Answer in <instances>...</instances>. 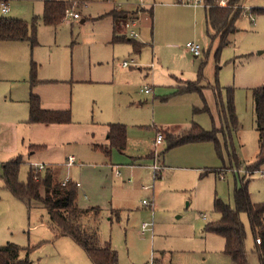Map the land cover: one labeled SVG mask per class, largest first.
I'll return each instance as SVG.
<instances>
[{"label": "rangeland", "instance_id": "374dc122", "mask_svg": "<svg viewBox=\"0 0 264 264\" xmlns=\"http://www.w3.org/2000/svg\"><path fill=\"white\" fill-rule=\"evenodd\" d=\"M57 1L68 3L66 10L80 19L67 18L65 11L63 21L46 25L45 0H6L8 14L0 6V18L26 21L38 42L32 47L29 41H0V246L31 247L30 264H93L73 239L53 234L46 209H29L4 188V164L20 157L22 182L40 164L60 181L69 176L81 183L77 203L102 209L91 227L102 245L111 242L119 264H231L224 240L205 227L220 218L216 198L235 208L236 171L248 183L252 202L264 203V163L254 169L259 134L253 100L254 89L264 85V13L253 8L264 7V0H241L249 14L242 9L226 46L211 25L208 30L204 6L196 11L179 0ZM114 10L139 19L140 37L133 41L146 44L141 54L132 43L114 41ZM188 43L200 45L202 56H193ZM132 60L135 66L124 69ZM152 77L155 89L141 93ZM179 79L196 83L203 93L176 94ZM32 96L43 109L69 111L71 121L31 123ZM205 105L210 112L194 113ZM115 123L127 129V148L107 155L101 146ZM192 123L206 130L230 126L229 148L226 136H219L223 159L212 142L168 150L165 141L155 148L159 129ZM155 151L163 168L156 179L148 168ZM69 156L76 158L71 169ZM231 158L238 161L236 169L229 166ZM241 218L249 263L261 264L248 216Z\"/></svg>", "mask_w": 264, "mask_h": 264}, {"label": "trees", "instance_id": "16d2710c", "mask_svg": "<svg viewBox=\"0 0 264 264\" xmlns=\"http://www.w3.org/2000/svg\"><path fill=\"white\" fill-rule=\"evenodd\" d=\"M241 0H230L228 7H221L218 0H203L206 8L208 26L223 39L222 46H226V36L236 31L235 21L243 10L238 6ZM68 3L62 1H46L42 19L46 25H57L64 20ZM264 13V9L254 10ZM114 19V41L121 42L127 36L121 35L122 24L125 25L129 18L126 12L112 13ZM153 17V10H151ZM37 21V17L35 18ZM0 41H29L32 47L38 45L36 31L31 32L26 21L0 18ZM130 42H135L129 40ZM136 52H140V47L134 44ZM202 92V87L193 82H187L176 90V94H189ZM253 100L256 112V131L259 134V155L256 168L264 163V85L257 87L253 91ZM230 107V112H233ZM210 112L207 105L204 108H195L194 113ZM234 112L232 118H234ZM31 123L61 124L71 121L69 111L45 110L41 107L38 97L32 96L29 113ZM235 122V121H234ZM237 124V123H236ZM108 146L102 149L110 155L113 148L123 152L127 145V129L121 124H109L108 126ZM227 129L224 127L206 130L197 123H192L190 129L178 135L167 134L165 137L168 143V150L192 143L212 142L218 154L223 159L222 144L220 135L226 136L225 147L229 148L227 140ZM238 128V125H236ZM230 156H232L230 154ZM23 164L22 158H17L4 164V171L1 178L4 188L7 189L16 199L23 202L30 209L35 204L47 210L50 218V227L56 237H69L79 245L88 255L93 264H119V256L112 248L111 242L102 245L99 234L91 227L92 220L102 213L99 207L81 208L78 200V185L73 181H68L65 185L54 179L53 171L47 169L40 171L31 168L26 182L19 178L20 168ZM226 166L224 163L223 167ZM236 169L238 161L231 158L230 165ZM220 169H209L205 173H219ZM240 178V183L234 189L235 208L224 203L218 198L215 199L214 210L220 215V219L206 225L205 232L221 237L225 241L224 254L227 255L232 264H250L246 249L247 231L242 221V214L248 216L250 226L257 244L256 251L261 264H264V203L255 204L251 200L249 186L245 179H241L238 171L234 174ZM115 213V211H114ZM118 212L115 214L117 215ZM112 221L111 219H109ZM261 240V244L257 240ZM31 247L22 248L16 244L8 243L0 246V264H30Z\"/></svg>", "mask_w": 264, "mask_h": 264}, {"label": "built area", "instance_id": "2783aa9c", "mask_svg": "<svg viewBox=\"0 0 264 264\" xmlns=\"http://www.w3.org/2000/svg\"><path fill=\"white\" fill-rule=\"evenodd\" d=\"M45 1H54V0H45ZM181 3L185 4V5H190V6H201L204 4L203 0H179ZM230 0H218V4L219 6L223 7L226 6L229 3ZM2 12L7 14L9 12V7L7 5L6 1H1L0 3ZM66 14H67V18L72 17L75 20L80 19V15L78 13H73L70 10H66ZM138 21L139 19H137L134 16H131L128 18V20L125 23V31H126V36L130 37L132 40H136L139 39L140 37V33H139V27H138ZM187 49L188 51L195 57H200L202 56V48L200 45L196 44V43H188L187 44ZM136 62L134 60H132L131 62L125 61L123 63V67L125 68H129L131 66H135ZM152 89L151 88H147L144 90L145 93L149 94L151 93ZM165 141L164 138V134L159 133L157 134V137L155 139V148H158L159 146H161ZM154 158L158 159L159 158V154L157 153V151L154 152ZM75 163V159L70 157L68 160V165L72 166ZM33 167H35V169H38L40 171H44L46 170V166L45 165H40V164H35ZM152 170L154 171V173H157L158 171H160L162 169V167L159 166V164L156 162L152 167ZM262 177L264 179V172L262 173ZM69 180L63 182V184L65 185ZM78 186H80V184H78ZM151 187L150 186H144L143 189L144 190H149ZM144 205L148 206V203L146 201H144ZM150 225L149 224H145L143 226L144 231L149 230ZM258 244H261V240L258 239L257 240Z\"/></svg>", "mask_w": 264, "mask_h": 264}, {"label": "crops", "instance_id": "0c3cea01", "mask_svg": "<svg viewBox=\"0 0 264 264\" xmlns=\"http://www.w3.org/2000/svg\"><path fill=\"white\" fill-rule=\"evenodd\" d=\"M4 1H6V0H4ZM1 3V2H0ZM188 8H193L194 10H196L197 11V9L198 8H200V6H197V7H194V6H190V5H186ZM201 6H204V9H205V20H206V25H207V28H208V30H209V26H208V22H207V14H206V8H205V4H203V5H201ZM238 6L241 8V9H243V10H246V9H244L245 8V6L242 4V2L240 1V3L238 4ZM257 9H264V7H256V8H253V10H257ZM152 10H153V14H154V9L152 8ZM10 11V10H9ZM121 11V10H120ZM247 11V10H246ZM123 12H126V13H128L129 14V17H131V13H133V12H129V11H123ZM9 13V12H8ZM7 13V14H8ZM245 13H247V14H249V11H247V12H245ZM195 15H196V12H195ZM84 22H85V20H84ZM124 30H125V28H124ZM121 33H123V37L124 36H126V31H123L122 32V30H121ZM129 42V43H132L133 45L135 44V45H137L138 47H140V52H139V54H141V52H142V50H143V48L146 46V44L145 43H139V42H130L129 40H124V38L122 39V41H121V43H123V42ZM24 42V41H23ZM134 49H135V47H134ZM138 53V52H137ZM262 54H263V52H262ZM136 62V61H135ZM124 69H128V68H125V67H123ZM130 68V67H129ZM154 80H155V77H152V81H151V86H149V87H147V88H153V89H155L154 88V86H153V84H154ZM187 82H190V81H187V80H184V79H179L178 81H177V85L174 87V89H175V91L177 90V88L178 87H180V86H184L185 85V83H187ZM147 88H145V89H147ZM141 93H144V94H147V93H145L144 92V90H141ZM147 95H150V93L149 94H147ZM45 110H48V109H45ZM52 111H57V110H52ZM115 124H118V123H115ZM122 125V124H121ZM109 126V125H108ZM191 126H192V124H191ZM191 126L190 127H187V128H183V127H171V128H166V129H159L158 130V134L160 133V130H163V131H165L167 134H173V135H178V134H181L182 132H184V131H186V130H188V129H190L191 128ZM108 130H109V128H108ZM107 134H108V131H107ZM165 141H166V139H165ZM164 141V142H165ZM167 142V141H166ZM164 144V143H163ZM106 146H108V138H107V135H106V144L105 145H102L101 147L103 148V147H106ZM33 148H35V149H38L39 151H42L43 152V150L41 149V148H38V147H33ZM32 148V150H34ZM126 148H127V145H126ZM125 151H126V149L123 151V152H121V153H125ZM34 153V152H33ZM70 157H72V158H74L75 159V163H74V165H72V166H69L68 165V162H67V164H66V166H67V168L68 169H71L73 166H75L76 165V158L74 157V156H69L68 157V160H69V158ZM151 158L153 159V164L151 165V166H149L148 168H150L151 170H152V166L157 162V163H159V159H160V156H159V158L158 159H156V158H154V152L151 154ZM35 165V164H34ZM47 169H49V168H47L46 167V170ZM162 170H163V168L160 170V171H158L157 173H154V179H156L157 177H159L160 175H161V173H162ZM45 171V170H44ZM153 171V170H152ZM206 171V170H205ZM119 172V171H118ZM226 173V172H225ZM224 174V173H223ZM53 175H54V172H53ZM118 177H121V172H119L118 174H116ZM225 175V174H224ZM223 178H225L224 176H223ZM54 179L57 181V182H60V183H63V182H65V181H67V180H71V181H73L69 176H67L65 179H63V180H58L56 177H55V175H54ZM74 182V181H73ZM76 183V182H75ZM78 184H80V186H78L79 188H81L82 187V185H81V183H77V185ZM144 187V186H143ZM143 187H142V189H143ZM151 187V186H150ZM144 190V189H143ZM151 189H149V190H145V191H150ZM95 207H99V206H95ZM100 208V207H99ZM220 219V218H219ZM218 219V220H219ZM247 231V230H246ZM54 234V233H53ZM221 238V237H220ZM221 239H223V238H221ZM224 240V239H223ZM224 243H225V241H224ZM231 264H232V262H231Z\"/></svg>", "mask_w": 264, "mask_h": 264}, {"label": "water", "instance_id": "95a60500", "mask_svg": "<svg viewBox=\"0 0 264 264\" xmlns=\"http://www.w3.org/2000/svg\"><path fill=\"white\" fill-rule=\"evenodd\" d=\"M260 53H262V52H260Z\"/></svg>", "mask_w": 264, "mask_h": 264}]
</instances>
